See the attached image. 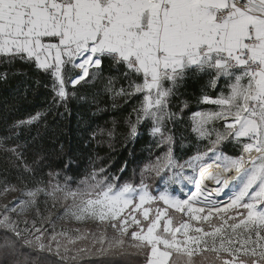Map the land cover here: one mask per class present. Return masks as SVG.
Returning a JSON list of instances; mask_svg holds the SVG:
<instances>
[{
  "label": "snow or ice",
  "instance_id": "6c2138e0",
  "mask_svg": "<svg viewBox=\"0 0 264 264\" xmlns=\"http://www.w3.org/2000/svg\"><path fill=\"white\" fill-rule=\"evenodd\" d=\"M0 60L33 65L49 77L53 102L65 104L89 78L90 69L100 73L105 62L117 66L127 81L119 94L140 99L130 135L149 120L153 133L164 137L165 121L175 116L168 111L170 97L189 72L209 76V87L223 81L227 95L201 97L202 103L221 110L196 113L201 119L194 129L204 135L205 123L223 121L224 131L215 133L208 149L222 171L213 175L208 173L212 163L189 162L195 175L170 178L196 185L188 199L166 192L152 196L143 186H115L93 177L76 190L57 183L47 193V184L36 186L27 192L32 199L16 203L31 204L39 193L71 198L65 216L107 220L119 233L110 246L123 243L121 237L128 233L144 252L145 264H179L182 258L183 264H194V256L201 261L211 256L210 264H264V0H0ZM227 139L241 143L248 156H216L215 145ZM206 173L217 187L205 189L204 195L200 180ZM230 179L236 181L234 191L221 206L214 197L224 193ZM153 201L167 207L154 209ZM169 208L186 212L187 219L174 223ZM0 226L16 238H5L0 248L14 250L17 240L32 243L7 215ZM32 228L41 233L35 223ZM53 232V240L66 235Z\"/></svg>",
  "mask_w": 264,
  "mask_h": 264
},
{
  "label": "trees",
  "instance_id": "16d2710c",
  "mask_svg": "<svg viewBox=\"0 0 264 264\" xmlns=\"http://www.w3.org/2000/svg\"><path fill=\"white\" fill-rule=\"evenodd\" d=\"M93 73L94 69L86 82L76 86L75 95L66 104L54 103L51 81L44 73L24 61L0 60V74H5L0 78V194L13 189L10 185L23 191L47 184L46 192L52 193L53 185L59 183L62 188L76 190L91 183L93 177L115 186L130 183L155 191L168 176L160 163L170 149L179 163L195 155L198 150L189 136L190 119L201 110L212 109L201 102V97L218 96L223 81L209 87V76L188 73L170 97L168 111L175 116L169 121L175 126L171 140L165 141L153 133L149 120H143L136 126V134L130 135L136 119L133 108L139 106L140 99L119 94L127 81L117 66L105 62L102 72ZM37 114L36 120L28 122ZM220 150L232 157L241 155L239 143L231 139L223 142ZM53 201L56 212L66 209L71 198L64 199L60 193L39 195L35 202L39 217L45 216ZM13 217L18 222L25 220L23 229L35 223L46 243L42 248L17 240L14 250L0 248V264H145L144 252L127 236L121 237L123 243L110 246V239L118 236L111 231L99 235L106 237L103 243L97 242L95 227L61 226L54 217L46 225L37 218ZM53 229L66 235L53 240ZM5 238L16 239L10 230L0 227V243ZM192 259L194 264H210L212 258Z\"/></svg>",
  "mask_w": 264,
  "mask_h": 264
},
{
  "label": "rangeland",
  "instance_id": "374dc122",
  "mask_svg": "<svg viewBox=\"0 0 264 264\" xmlns=\"http://www.w3.org/2000/svg\"><path fill=\"white\" fill-rule=\"evenodd\" d=\"M221 93L227 95V85L223 82V87L220 90V92H218V94L220 95ZM218 95V96H219ZM206 105L211 106V110H201L197 113H201V114H206L209 112H215V111H220L221 109L213 104H208V103H204ZM196 114V113H195ZM192 115L190 121H191V132H190V137L192 138V140H194L195 142V149L198 150L195 155L189 159L186 160V162L184 163H179L177 158L175 157V155L173 154V150L170 149L169 153L167 154L168 156L166 157V159L160 163L161 169L162 171H166L168 172V176H166L162 182H161V187L157 188L155 191H151L148 186L146 185H142L143 187H146L147 190L151 193L152 196H158L161 193H167L170 196H173L177 199H188L189 197V190L191 187V183H189V181L187 179H177L176 182H173L170 178L173 176H177V174H180L181 176L183 175H195V173L193 172L192 168L188 167V163L191 162L194 165H198L200 163L203 162H207L210 159V157H213V152L208 151V149L210 147H212L210 140L211 139H215V133L216 132H223L224 128H221L220 125L223 124V121L221 120H211L208 121L207 123H205L203 125L204 128V135H201V133L197 130H194L197 128V125L201 119V117L196 116V115ZM169 120L165 121V128L162 129V131L164 132V137L162 138L161 135L159 133H154L156 135H158L161 139L165 140V141H170L172 136H173V127L175 125H173ZM154 125V124H153ZM185 136H187L185 134ZM228 140V139H227ZM227 140H223L221 141L219 144L215 145V155L219 156L221 159H223L224 157H232L227 155L226 153H224L222 150H220L221 145L223 142L227 141ZM239 146L241 147L242 150V145L239 143ZM200 156L201 159L200 160H193L194 157ZM234 158V157H232ZM215 160V159H213ZM235 185V184H234ZM234 185L232 186L231 190L232 192L234 191ZM141 186L136 187L137 189H139ZM29 190H23V191H17V190H13V189H8L7 191H5L3 194H0V219H3V217L5 215H7L9 217V219H11L12 221L15 222V226L21 230V228L23 229V227L25 226V220L22 221L20 220L18 222V220H15V218L13 217V215H16L18 217H20V219H24V218H37L39 219V222L42 225H46L47 222L50 220V218L54 217L55 219H57L59 221V224L62 226V224H70L72 227H84V226H90V227H95L96 231L99 232L98 236L102 235V233L104 232H112L113 234H116L119 236V233H114L113 229L109 226L108 221H104L103 223H101L98 219H91V218H85L84 220L81 221H77L74 218L65 216V211L66 209H61L59 211H54L53 209L56 206L54 203L55 201H53V203L50 202V204H52V206L48 209V211L46 212L44 217H39L38 211H37V206L35 204L37 198L39 195L43 194V195H47L45 193H39L37 194V196L34 198L33 203L31 204H23V203H16L17 201H27L29 199H32L30 197H28L27 192ZM233 194V193H232ZM138 202V198L136 201H134V203ZM15 206V209L13 211L10 212H6V208H11L13 205ZM226 204V203H225ZM220 205H224V204H220ZM146 207H148L149 205H145ZM151 207L155 208H159V207H167L166 205H163L162 201H153L151 204ZM24 209V211H21V209ZM60 209V208H58ZM57 210V209H56ZM169 214H173L175 213L174 216V223L179 222L182 219H187V214L185 213H178L176 212V210L174 208H169L168 209ZM137 215H139L137 213ZM213 219H215V217H213ZM22 222V223H21ZM195 223V222H193ZM37 225L39 223H36ZM2 227V226H0ZM4 228V227H2ZM6 229V228H5ZM131 228H129V232H131ZM22 234L24 235L25 238H27L28 241H31V244H36L38 247H40V244L42 243L43 245L46 243L44 238H42V236L38 233L35 232V230L31 227L28 228H24L23 230H21ZM36 235H40V241H36L35 237ZM97 237V235L95 236L97 239V242H103L105 240L104 236L103 238ZM129 237L128 233H125L123 235L122 238L124 237ZM115 238L110 239L111 242L113 243ZM48 241L51 240V238L47 239ZM130 243H134L131 239ZM124 242V241H123ZM104 243V242H103ZM135 245V243H134Z\"/></svg>",
  "mask_w": 264,
  "mask_h": 264
},
{
  "label": "bare ground",
  "instance_id": "6f19581e",
  "mask_svg": "<svg viewBox=\"0 0 264 264\" xmlns=\"http://www.w3.org/2000/svg\"><path fill=\"white\" fill-rule=\"evenodd\" d=\"M241 153L244 156H248V153L243 152V150H241ZM253 155H255V153H253ZM207 163H212V167L210 169H208V173H211V174L217 175V176L221 173L222 166L217 167L215 160L211 159V160L207 161ZM208 173H206L205 177L202 180H200V187H201L202 191H204L205 189L214 190L217 187L216 183L213 180L209 179ZM232 175H233L232 173H225V176H228V177H231ZM234 181H235L234 179H230L229 185L227 188H225L224 193L220 194L219 196L214 197V199L219 204H225L228 202L229 197L231 196V193H232V190H231L232 187H229V186ZM234 183H236V182H234ZM195 193H196V185L192 184L190 187V190H189V196L192 194H195ZM204 195H207V191H204ZM201 199H203V197H201Z\"/></svg>",
  "mask_w": 264,
  "mask_h": 264
},
{
  "label": "built area",
  "instance_id": "2783aa9c",
  "mask_svg": "<svg viewBox=\"0 0 264 264\" xmlns=\"http://www.w3.org/2000/svg\"><path fill=\"white\" fill-rule=\"evenodd\" d=\"M234 182H235V181H234ZM234 182H232L231 187L235 184ZM221 206H223V205H221Z\"/></svg>",
  "mask_w": 264,
  "mask_h": 264
},
{
  "label": "crops",
  "instance_id": "0c3cea01",
  "mask_svg": "<svg viewBox=\"0 0 264 264\" xmlns=\"http://www.w3.org/2000/svg\"><path fill=\"white\" fill-rule=\"evenodd\" d=\"M92 69H90V71H91ZM245 138H241V141H243ZM241 144V143H240Z\"/></svg>",
  "mask_w": 264,
  "mask_h": 264
},
{
  "label": "water",
  "instance_id": "95a60500",
  "mask_svg": "<svg viewBox=\"0 0 264 264\" xmlns=\"http://www.w3.org/2000/svg\"><path fill=\"white\" fill-rule=\"evenodd\" d=\"M241 155H242V153H241Z\"/></svg>",
  "mask_w": 264,
  "mask_h": 264
}]
</instances>
